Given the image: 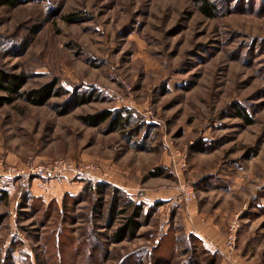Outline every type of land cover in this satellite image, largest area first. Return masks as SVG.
Returning <instances> with one entry per match:
<instances>
[{
    "label": "rangeland",
    "instance_id": "374dc122",
    "mask_svg": "<svg viewBox=\"0 0 264 264\" xmlns=\"http://www.w3.org/2000/svg\"><path fill=\"white\" fill-rule=\"evenodd\" d=\"M203 1L0 7V67L26 74L24 91L55 83L57 92L44 105L18 98L0 108V161L65 157L96 174L57 179L48 194L31 190L34 178H6L0 264H212L214 255L216 264H264V0H207L214 18L201 13ZM102 110L134 123L81 120ZM87 180L112 187L78 195ZM113 187L147 207L161 203L150 216L135 214L132 236L115 235L132 210L111 212ZM196 214L223 234L222 252L190 236Z\"/></svg>",
    "mask_w": 264,
    "mask_h": 264
},
{
    "label": "trees",
    "instance_id": "16d2710c",
    "mask_svg": "<svg viewBox=\"0 0 264 264\" xmlns=\"http://www.w3.org/2000/svg\"><path fill=\"white\" fill-rule=\"evenodd\" d=\"M20 3L21 0H0V7L2 6L16 7ZM200 11L203 15H205L208 18L216 17V13H217L215 7L207 0L201 3ZM64 18L67 19L68 21L76 20V18L73 17V15H67L64 16ZM26 82H27L26 74L22 72L20 73L12 72L5 68L0 67V92H1L0 108L6 105L13 104L18 98H24L34 105H44L48 102L50 98L57 95L56 94L57 92L55 91V85H56L55 83L45 84L39 88H34L30 91H24L23 87L26 84ZM239 113L244 119H246V122L248 124L254 123V121L247 115V113L244 110L240 111ZM81 120L84 123L93 126L102 124L107 120H110V122L112 123V128L115 129L126 128L134 123L132 114L124 115L122 111H119L118 113H114L111 110H102L98 113L84 115L81 116ZM144 145L147 147L146 144ZM151 174L153 176H158L162 174V171L160 168H156L151 171ZM85 183L86 184L84 185V187L82 188L81 192L78 195H81L82 193L89 194L93 190H97V191L107 190L108 188L112 187L110 184L102 181L93 182V180L90 181L87 180ZM112 189H113V205L111 207V212L125 213L129 209L132 210V215L127 216L125 223L116 229L115 235L120 238L126 237L127 235L129 236L134 235L135 230L139 226V222L137 221L136 216L138 217L140 215L147 216V214L150 216L153 209L161 204L159 202H156L154 205L147 207L143 202L132 200L126 192L121 190V188L113 187ZM119 192L122 194V197L126 202L123 203L125 205V208H123L120 211L117 210L115 204V201L118 202L119 198H121ZM8 198H9V191L7 189L0 188V201H5ZM28 199H36V197L29 196ZM73 199H75V197H73ZM190 236L202 242V240L196 235L191 234ZM216 257L217 256L214 255L210 263L216 264L217 263Z\"/></svg>",
    "mask_w": 264,
    "mask_h": 264
},
{
    "label": "built area",
    "instance_id": "2783aa9c",
    "mask_svg": "<svg viewBox=\"0 0 264 264\" xmlns=\"http://www.w3.org/2000/svg\"><path fill=\"white\" fill-rule=\"evenodd\" d=\"M93 164L77 165L73 160L65 157H58L46 162H29L24 165L7 164L0 161V178H47L54 179L59 177H95ZM184 199L191 202L196 193L192 187L183 189ZM231 225L227 238L228 246L231 248L235 244L236 234L238 230V222L236 220Z\"/></svg>",
    "mask_w": 264,
    "mask_h": 264
},
{
    "label": "crops",
    "instance_id": "0c3cea01",
    "mask_svg": "<svg viewBox=\"0 0 264 264\" xmlns=\"http://www.w3.org/2000/svg\"><path fill=\"white\" fill-rule=\"evenodd\" d=\"M73 177L71 175L66 176V177H61V178H54V179H47L50 180L49 183H47L46 185L40 186L38 185V183H36V180L42 179V178H34V180H29V182H26L27 180H25L24 182L31 184V190L34 193H38V189H40L41 191L46 192L48 194V192H51L52 188H54L56 185H58L59 180L60 179L61 182L65 183L68 180H71ZM46 179V178H44ZM7 180L6 178H0V188H6L8 190H10V187H5L3 185H9L8 182H10V180L7 182V184H5V181ZM4 181V182H3ZM21 181V180H20ZM52 182H55V184H52ZM17 185L19 183V181L15 182ZM38 186H40L38 188ZM47 190V191H46ZM33 195H42V194H33ZM161 198H159L160 200ZM155 198V201H159ZM193 218L197 221V231H190V234H194L197 237H199L202 242L204 243L205 247L207 249H209L213 254L217 253V252H222L223 251V247H224V236L222 233L218 232V230L215 228V226L211 223L210 219L209 220H205V218H199V216L196 214L195 216H193ZM188 233V234H189Z\"/></svg>",
    "mask_w": 264,
    "mask_h": 264
}]
</instances>
